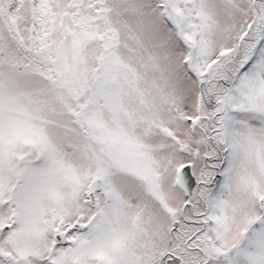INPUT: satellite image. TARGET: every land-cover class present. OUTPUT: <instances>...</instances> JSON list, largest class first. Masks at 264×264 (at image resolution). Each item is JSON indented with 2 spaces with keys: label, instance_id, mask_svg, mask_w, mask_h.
Returning a JSON list of instances; mask_svg holds the SVG:
<instances>
[{
  "label": "snow or ice",
  "instance_id": "1",
  "mask_svg": "<svg viewBox=\"0 0 264 264\" xmlns=\"http://www.w3.org/2000/svg\"><path fill=\"white\" fill-rule=\"evenodd\" d=\"M0 264H264V0H0Z\"/></svg>",
  "mask_w": 264,
  "mask_h": 264
}]
</instances>
